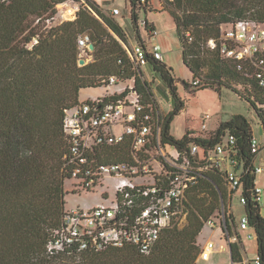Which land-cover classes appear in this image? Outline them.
Here are the masks:
<instances>
[{"label":"trees","instance_id":"trees-1","mask_svg":"<svg viewBox=\"0 0 264 264\" xmlns=\"http://www.w3.org/2000/svg\"><path fill=\"white\" fill-rule=\"evenodd\" d=\"M68 1L81 3V8L75 19L59 22L57 7ZM128 1L137 34L134 40L117 16L96 0H0V264H196L203 250L201 232L209 220L222 222L224 216L225 239L237 238L230 241L233 261L245 264L244 236L234 212L228 211L227 167L205 160L219 154V144H225L224 154L239 159L233 168L241 177L245 212L264 264V216L255 171L256 157L264 147L258 154L251 151L252 124L243 114H235L215 130L188 129L182 137L173 135L171 125L186 102L177 91L173 68L152 56L146 67L152 65L166 81L174 102L162 120L164 141L184 149L197 143V156L209 164L184 196L186 223L164 228L149 253L133 243L102 250H49L68 211L65 181L72 179L66 166V110L82 103V89L111 85V76L119 78L117 83L133 81L146 101L157 97L146 79V67L137 68L129 51L135 44L146 49L152 44L141 36L139 14L152 10L154 0ZM160 1L175 20L183 61L193 73L191 83L183 80L185 85L196 87L194 92L206 88L221 92L225 86L235 90L252 104L264 128V89L257 78L239 71L232 59L208 46L211 39H219L224 25L239 20L264 24V0ZM143 20L153 38L156 26ZM83 33L90 34L95 49L93 60L81 65L78 40ZM196 80L200 83L194 84ZM129 91L103 99H121ZM230 134L236 138L233 145Z\"/></svg>","mask_w":264,"mask_h":264},{"label":"built area","instance_id":"built-area-1","mask_svg":"<svg viewBox=\"0 0 264 264\" xmlns=\"http://www.w3.org/2000/svg\"><path fill=\"white\" fill-rule=\"evenodd\" d=\"M67 4L64 2L61 6ZM78 5L73 18L77 17L81 8L80 3ZM111 12L114 16L122 14L120 7H113ZM58 17L57 13L55 19ZM57 21L61 22L60 19ZM145 25L146 20H142L141 26ZM152 33L154 38L159 31L155 27ZM187 36L190 37V33ZM92 43L89 33L80 35V59H93ZM208 46L212 50L218 49L225 58L232 59L239 71L257 78L259 86L264 89V24L236 21L223 29L218 40L211 39ZM129 51L137 68L146 67L150 56L161 61L165 58L161 45L155 42L148 49L135 44ZM109 81L115 84L119 78L111 76ZM199 83V80L194 82ZM128 88L130 91L121 99L104 100L100 97L66 110L64 131L69 142L66 166L72 179L77 181V187L92 189L102 183V178L108 174L120 176L122 180L112 206L96 205L67 211L63 226L56 231L50 244V251L71 247L102 250L133 243L144 253H149L162 230L180 221L184 215L183 199L187 190L209 168V164H203L197 156L200 151L197 143L184 149L164 141L162 120L165 114L157 97L146 101L138 94L134 83ZM130 93L135 97L130 98ZM206 129L204 121L203 130ZM228 140L230 145L236 142L233 134L228 135ZM250 146L251 151L258 154L264 144L254 133ZM224 147L225 144H219V154L205 160L227 167L229 197L239 194L244 205L246 199L241 193V177L233 168L240 164L239 159L224 154ZM116 148H124L126 153L116 155ZM244 166L242 164L240 169ZM255 171L258 174L263 167L256 165ZM262 191L257 186V192L261 194ZM225 219L224 216L223 221L218 223L209 220L207 225H219L223 230ZM237 229L247 231L248 238H256L246 214L241 217ZM236 239L230 237L229 241ZM214 246L215 241H210L199 257L208 259ZM249 264H262V259L258 255Z\"/></svg>","mask_w":264,"mask_h":264},{"label":"rangeland","instance_id":"rangeland-1","mask_svg":"<svg viewBox=\"0 0 264 264\" xmlns=\"http://www.w3.org/2000/svg\"><path fill=\"white\" fill-rule=\"evenodd\" d=\"M104 6H118L122 10L119 17H115L121 25L125 28L126 32L134 40L136 29L131 19V7L128 0H96ZM79 4V2H77ZM62 4V3H61ZM58 5L57 20L61 22L73 20L75 18V7L79 5L73 1H68L67 5ZM78 5V6H77ZM81 5V3H80ZM105 9V8H104ZM152 10L147 13L140 12V19H148L154 23L159 31L154 38L150 37L149 31L145 26L140 28L141 36L147 43L155 42L161 45L162 52L164 53V61L173 68L176 75L177 91L180 96L185 100L186 107L175 117L171 125V133L177 137H182L188 129L196 131V133L203 130L204 121L207 124V131L217 129L222 122L229 120L235 114H243L252 124L255 135L258 137L264 135V128L261 123L260 117L257 115L255 108L252 104L244 98L239 97L238 93L228 87H223L222 91H217L213 88H206L198 91H193L196 87L186 86L184 81L191 83L193 80V73L185 65L183 61V48L180 37L177 32L176 23L171 14L164 10V3L160 0H154L151 7ZM107 10V9H105ZM108 11V10H107ZM108 14L112 15L111 11ZM228 25H224L223 29ZM221 31V33H222ZM126 44V43H125ZM129 48V45L126 44ZM151 46V44H150ZM132 51V50H131ZM89 63L93 59H85ZM146 79L153 85L156 96L161 105L162 112L166 115L171 112L174 107L171 90L165 80L153 70L152 65L146 67ZM133 81H122L111 85H103L100 87L84 88L80 92L81 102L96 101L98 98H105L106 96L113 95V93H123ZM127 95V94H126ZM125 95V96H126ZM130 98H134V94H129ZM203 133V132H202ZM126 153V149H115V154ZM264 153V149L259 156ZM122 178L120 176L105 175L102 178V183H98L92 189H79L75 179H66L65 189L66 194V209L68 211L75 209H86L96 205L112 206L117 199L118 185ZM239 195L234 198V215L237 221L244 215L245 208L240 204ZM187 221L186 214L180 218V225L183 226ZM219 227V226H218ZM223 237L225 238L224 231ZM200 242V241H199ZM202 245V243L200 242Z\"/></svg>","mask_w":264,"mask_h":264},{"label":"crops","instance_id":"crops-1","mask_svg":"<svg viewBox=\"0 0 264 264\" xmlns=\"http://www.w3.org/2000/svg\"><path fill=\"white\" fill-rule=\"evenodd\" d=\"M98 3H100V2H98ZM102 6L109 11H111V9L113 7H118V6H104V4ZM117 17H119V15ZM260 139L262 140V142L264 144V135L260 136ZM256 165H260L263 167V171L258 173L256 176V184L258 187H261L263 189V191L261 193V213L264 216V153L261 154L260 156L258 155L256 157ZM235 197L236 196L234 195L233 197L228 198L227 205H228V210L230 212H234L233 207H234V198ZM240 204L244 207V205L241 202H240ZM239 221H237V222L239 223ZM241 233L244 236V240H243V243H244V246H243L244 251L243 252L244 253H243V255H244L246 263L249 264L252 261H254L255 258L258 256L257 239L256 238H248L247 237V235H248L247 231L241 230ZM199 241L202 243L203 249H206L208 247V244L210 241H215V246H214V249L210 250V255H209L208 259H202V258L198 257L196 264H235L232 261L233 258H232V251L230 250V241L223 237V230L221 228L212 227L211 225H206V227L203 229V231L201 232V234L199 236Z\"/></svg>","mask_w":264,"mask_h":264},{"label":"water","instance_id":"water-1","mask_svg":"<svg viewBox=\"0 0 264 264\" xmlns=\"http://www.w3.org/2000/svg\"><path fill=\"white\" fill-rule=\"evenodd\" d=\"M90 48L92 49V50H94L95 49V44L94 43H92L91 45H90ZM85 59H80V64L81 65H83V64H85ZM220 192H221V190H220ZM221 195H222V193H221ZM222 199H223V195H222ZM227 227H228V224H227V221H226V219H225V221H224V228H225V230H227ZM230 250L232 251V248H231V245H230ZM233 261V260H232ZM234 262V261H233Z\"/></svg>","mask_w":264,"mask_h":264}]
</instances>
